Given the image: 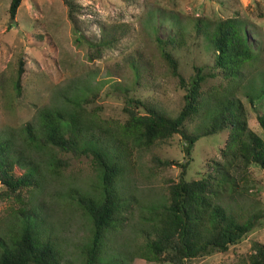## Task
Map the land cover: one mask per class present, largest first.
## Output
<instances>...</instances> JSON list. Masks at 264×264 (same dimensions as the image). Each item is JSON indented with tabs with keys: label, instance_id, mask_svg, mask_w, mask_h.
Returning a JSON list of instances; mask_svg holds the SVG:
<instances>
[{
	"label": "rangeland",
	"instance_id": "374dc122",
	"mask_svg": "<svg viewBox=\"0 0 264 264\" xmlns=\"http://www.w3.org/2000/svg\"><path fill=\"white\" fill-rule=\"evenodd\" d=\"M72 1L79 6L74 14L79 32L75 31L62 0H21L12 22L8 14L10 0H0V132L34 123L37 111L43 107H68L67 100L74 95L81 96L84 90L95 95L89 97L90 102L81 103L83 115L103 130L115 133L127 119L125 108L142 115L136 101L176 116L184 104V91L160 57L155 37L165 39L170 32L175 36L177 30H170L169 22H165L153 33L150 25L157 14L159 17L177 15L182 26L187 28L185 45L172 50L178 61V71L186 81L193 67L203 66L205 71L212 68L211 55L204 50L192 26L195 19L216 21L240 17L255 26L251 32H259L264 40V0ZM152 12L157 14L152 16ZM112 36L115 41L109 47L96 50L88 43L109 40ZM19 61L23 64L21 92L15 95L13 91V95L10 84L16 79ZM131 62L135 63L139 77H134ZM250 75L256 82L255 91L264 93V52ZM227 86L228 83L218 76L207 79L201 91L210 99L221 95ZM236 95L245 106L247 126L263 137L257 116L264 114V94L254 101L255 106L249 104L243 91ZM207 123L200 112L186 122V128L189 132H198V128L202 129ZM92 130L94 133L95 128ZM94 134L97 138H106L97 131ZM227 135L224 130L201 137L192 147L190 157L184 154L179 135L149 147L133 137L121 135L119 140L123 145L115 144L123 156L116 187L127 200L119 215V226L106 234L100 260L124 258L145 243L141 231L150 230L145 220L152 215L149 208L166 204L168 186L170 182H177L181 168L159 167L152 158L188 161L184 178L197 180L211 170L210 165L222 160L220 150L224 148ZM24 146L20 144L21 148ZM31 154L41 166L43 183L37 190L23 191L22 200H30L44 224L51 227L48 235L44 232L40 235L57 243L62 263L77 262L83 245L89 241L90 223L70 197L71 190L95 196L99 183L97 173L85 157L67 156L70 166L63 169L51 165L48 152ZM249 176L248 195L239 204L249 208L256 203L255 209L264 211V169L250 165ZM20 208L19 202L5 195V187L0 183L1 236L8 233L12 225H18L13 223V215ZM256 242L264 244V217L227 252L197 258L191 264H240L247 259L252 243ZM128 264L157 263L135 257Z\"/></svg>",
	"mask_w": 264,
	"mask_h": 264
},
{
	"label": "trees",
	"instance_id": "16d2710c",
	"mask_svg": "<svg viewBox=\"0 0 264 264\" xmlns=\"http://www.w3.org/2000/svg\"><path fill=\"white\" fill-rule=\"evenodd\" d=\"M62 2L75 31L79 32L74 18L79 6L72 0ZM20 3L21 0H10L8 14L11 22ZM156 14L152 12V16ZM165 22H169L170 30H177L175 36L178 38L170 32L165 39L156 36L155 42L160 57L184 91V104L176 116L171 117L154 105L129 100L137 103L143 113L140 115L125 108L127 119L115 134L103 130L83 115L81 103L90 102L89 97L95 95L84 90L81 96L74 95L67 100L68 107H43L37 111L34 123L0 132V183L5 187V195L21 205L13 215V223L18 225H12L8 233L0 235V264H63L57 243L40 235L43 232L48 235L51 227L44 224L43 217L30 200H22L23 191L37 190L43 183L41 166L31 152H48L51 165L63 169L70 166L67 156L85 157L97 173L99 183L95 196L71 190L70 197L90 223V238L81 249L79 261L70 264H128L135 257L147 263L191 264L194 259L227 252L264 217L263 210L255 209L256 203L249 208L239 204L249 192L246 185L250 177L249 166L264 169V135L259 136L247 126L245 106L236 95V92L243 91L249 104L255 106L254 101L264 94L255 91L253 85L256 82L250 75L264 52L262 35L251 32L255 26L240 17L216 21L195 19L192 26L204 50L211 55L212 68L205 71L203 66H195L186 81L178 71V61L172 50L185 45L187 28L182 26L177 15L159 17L157 14L150 25L153 33H157ZM114 41L112 36L109 40L88 43L97 50L109 47ZM130 65L134 77H139L135 63ZM22 72L23 64L19 61L16 79L10 84L13 95L21 92ZM218 76L228 83L227 88L217 97H204L203 84ZM200 112L208 123L202 129L198 128V132H189L186 122ZM257 122L264 132V114L257 116ZM93 128L106 138L95 137ZM224 130L228 135L224 148L220 150L222 160L210 165L211 170L197 180L184 178L188 161L152 158L159 167L181 168L180 176L177 182H170L166 204L149 208L152 215L145 220L149 222L150 230L141 231L145 243L124 258L117 256L101 261L106 234L119 226V215L127 200L116 187L122 170L120 160L123 156L118 148L123 145L119 140L121 135L133 137L147 147L179 135L183 152L190 157L192 147L201 137ZM21 143L25 148L20 147ZM240 264H264V244L252 243L251 252Z\"/></svg>",
	"mask_w": 264,
	"mask_h": 264
}]
</instances>
